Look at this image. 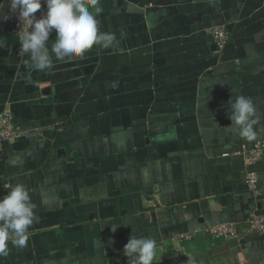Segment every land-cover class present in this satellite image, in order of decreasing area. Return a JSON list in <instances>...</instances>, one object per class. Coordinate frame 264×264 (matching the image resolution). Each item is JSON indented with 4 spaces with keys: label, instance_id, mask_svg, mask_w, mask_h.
I'll return each mask as SVG.
<instances>
[{
    "label": "crops",
    "instance_id": "obj_1",
    "mask_svg": "<svg viewBox=\"0 0 264 264\" xmlns=\"http://www.w3.org/2000/svg\"><path fill=\"white\" fill-rule=\"evenodd\" d=\"M100 6L115 47L45 72L0 50V113L20 131L0 145V196L23 182L39 218L0 264H129L131 234L158 241L154 264H264V234L243 228L264 213V156L255 195L240 153L264 131L239 138L227 103L251 97L264 129V0ZM213 26L227 34L219 52ZM230 222L240 240L214 245L208 228Z\"/></svg>",
    "mask_w": 264,
    "mask_h": 264
},
{
    "label": "clouds",
    "instance_id": "obj_2",
    "mask_svg": "<svg viewBox=\"0 0 264 264\" xmlns=\"http://www.w3.org/2000/svg\"><path fill=\"white\" fill-rule=\"evenodd\" d=\"M46 11L36 17L42 0H10V8L18 10L21 27L18 30L20 52L33 70L45 72L54 67V60L83 57L94 45L115 47L119 41L114 33L101 32L98 15L103 11L100 0H43ZM55 30V40L50 34ZM117 86L113 83V87ZM229 119L238 137L248 142L257 139L260 129L257 107L251 97H230ZM37 205L23 182L8 184V191L0 196V257L9 254V244L24 248L29 228L38 221ZM115 229V228H114ZM113 229V230H114ZM158 241L151 236L130 235L123 253L129 264H154Z\"/></svg>",
    "mask_w": 264,
    "mask_h": 264
},
{
    "label": "built area",
    "instance_id": "obj_3",
    "mask_svg": "<svg viewBox=\"0 0 264 264\" xmlns=\"http://www.w3.org/2000/svg\"><path fill=\"white\" fill-rule=\"evenodd\" d=\"M46 11V5L42 0V7L36 13L39 18L41 13ZM4 25L9 27L12 32L18 33L21 27V22L18 18V10L13 11L9 8ZM206 32L211 36L217 52L224 47L227 34L221 26H213L206 29ZM16 54L21 55L20 46L13 47ZM20 131L13 122L12 115L8 108L0 113V145L4 141H13L18 138ZM243 159V173L247 188L255 195L258 194V173L254 168L255 163L264 156V140L256 141L250 148L241 150ZM249 233L264 234V213H253L244 221V227ZM208 233L214 245H218L231 240H240L241 235L238 231V226L234 222L217 223L208 228Z\"/></svg>",
    "mask_w": 264,
    "mask_h": 264
},
{
    "label": "water",
    "instance_id": "obj_4",
    "mask_svg": "<svg viewBox=\"0 0 264 264\" xmlns=\"http://www.w3.org/2000/svg\"><path fill=\"white\" fill-rule=\"evenodd\" d=\"M10 8V0H0V50L4 47L20 46L18 33L4 25L5 16Z\"/></svg>",
    "mask_w": 264,
    "mask_h": 264
}]
</instances>
